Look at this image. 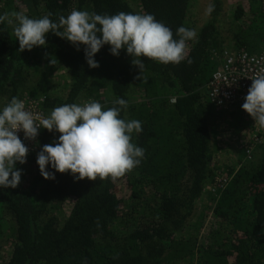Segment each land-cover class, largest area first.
<instances>
[{
    "label": "trees",
    "instance_id": "16d2710c",
    "mask_svg": "<svg viewBox=\"0 0 264 264\" xmlns=\"http://www.w3.org/2000/svg\"><path fill=\"white\" fill-rule=\"evenodd\" d=\"M193 1L0 0V15L51 13L58 23L74 9L151 14L174 39L181 26L197 34L184 61L142 57L140 73L136 57L125 49L113 56L109 45L93 57L99 67L89 68L83 45L52 33L45 47L20 52L15 20L0 22V111L13 97L38 100L46 117L64 104L98 101L141 122L131 142L144 149L123 177L77 180L49 165L55 179L45 180L37 154L59 133L39 131L33 154L15 165L19 185L0 187V264H264V146L255 143L248 157V123L208 97L224 49L264 52V0H235L231 19L225 0H209L214 11L204 22L190 20Z\"/></svg>",
    "mask_w": 264,
    "mask_h": 264
},
{
    "label": "clouds",
    "instance_id": "9594fccd",
    "mask_svg": "<svg viewBox=\"0 0 264 264\" xmlns=\"http://www.w3.org/2000/svg\"><path fill=\"white\" fill-rule=\"evenodd\" d=\"M212 11L214 5L209 4L206 14ZM50 16L51 13L33 19L13 12L0 15V22L6 20L11 25L15 20L14 35L20 52L45 47V35L52 33L74 46L83 45L89 68L99 67L93 57L109 45L113 56L125 49L130 57H136L131 63L140 73L144 69L142 57L162 64L181 63L187 56L186 42L197 36L195 30L181 26L176 32L179 39H174L172 30L151 14L120 12L109 16L74 9L67 17L60 16L58 23ZM49 61L51 65L58 63L56 58ZM251 81L242 110L264 128V74ZM115 103L127 107L123 99ZM119 117L120 108L104 110L98 101L64 104L45 117L41 112L27 110L24 101L13 97L0 111V187L14 189L21 181L22 173L15 165L26 162L29 149L17 133L22 131L24 139L34 141L40 129L59 133L58 141L44 145L37 154L36 163L43 179H55L46 171L49 165L55 172L70 173L77 180L123 177L144 156V149L131 142L132 133L139 134L143 129L140 121Z\"/></svg>",
    "mask_w": 264,
    "mask_h": 264
},
{
    "label": "built area",
    "instance_id": "2783aa9c",
    "mask_svg": "<svg viewBox=\"0 0 264 264\" xmlns=\"http://www.w3.org/2000/svg\"><path fill=\"white\" fill-rule=\"evenodd\" d=\"M220 61V70L212 76L209 85V101L219 110L229 111L237 109L241 116L244 117L249 129L247 131L248 135L243 137L244 141L242 140V144L245 154L250 157L255 143L264 146V128L255 124V121L242 110V104L251 86V79L259 74H264V52L260 55L251 56L246 53H233L230 48H226L220 56ZM21 100L25 102L27 110L41 112L38 100L26 97ZM171 103H174V100H171ZM41 130L43 129L39 131ZM17 135L29 149L26 157L27 162L30 155L35 151L36 140L24 139L22 131L18 132Z\"/></svg>",
    "mask_w": 264,
    "mask_h": 264
},
{
    "label": "rangeland",
    "instance_id": "374dc122",
    "mask_svg": "<svg viewBox=\"0 0 264 264\" xmlns=\"http://www.w3.org/2000/svg\"><path fill=\"white\" fill-rule=\"evenodd\" d=\"M234 2H235V0H225L224 9H225L226 14H227V17L229 19H231L232 12H233V10L235 9V6H236L235 5L236 2L235 3ZM208 3H209V0H194L193 3H192V5H191V8H190V12H191V15L189 16L190 17V20L191 21L193 20L195 22H197V21L198 22H201V21L204 22V21H206L207 20V17H208V14H206V9L208 7ZM225 17H226V15H225ZM222 129H225L226 130V127H221L220 126V130H222ZM234 132H235V129H234ZM234 134L235 133H233V135ZM241 135L242 134H240L239 137H241ZM244 136H246V135H244ZM232 140H235V138L232 139ZM230 141H231V139H229V142Z\"/></svg>",
    "mask_w": 264,
    "mask_h": 264
}]
</instances>
